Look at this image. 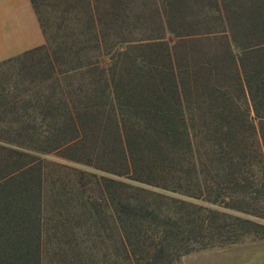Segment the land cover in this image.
<instances>
[{
    "label": "trees",
    "instance_id": "16d2710c",
    "mask_svg": "<svg viewBox=\"0 0 264 264\" xmlns=\"http://www.w3.org/2000/svg\"><path fill=\"white\" fill-rule=\"evenodd\" d=\"M31 3L46 44L0 63V264L264 240V0Z\"/></svg>",
    "mask_w": 264,
    "mask_h": 264
},
{
    "label": "crops",
    "instance_id": "0c3cea01",
    "mask_svg": "<svg viewBox=\"0 0 264 264\" xmlns=\"http://www.w3.org/2000/svg\"><path fill=\"white\" fill-rule=\"evenodd\" d=\"M46 44L38 16L31 0H0V63ZM260 246L240 251L245 257L260 253L264 259V240L254 242ZM236 246L192 252L182 258L183 264H217L238 256Z\"/></svg>",
    "mask_w": 264,
    "mask_h": 264
},
{
    "label": "rangeland",
    "instance_id": "374dc122",
    "mask_svg": "<svg viewBox=\"0 0 264 264\" xmlns=\"http://www.w3.org/2000/svg\"><path fill=\"white\" fill-rule=\"evenodd\" d=\"M42 3H46V4H49L50 0H40ZM52 2H54V0H51ZM39 10H40V13H41V18H42V22L43 24L46 22L47 25L50 26V22H51V18L52 16L54 17V20L57 19L58 17V13L56 12H52L50 8L48 7H45L40 5L39 6ZM46 23L44 25H46ZM46 25V26H47ZM46 32L48 35H55V32L53 30V28H46ZM257 241H260V240H252V239H246L244 240L242 243H238V244H235V248L237 249V258L234 259L233 261H229L227 262L226 259H222L220 260V264H264V259L261 258V254L260 253H256V254H248L246 257L245 255H243V253H240V251H245V250H248V249H251V248H258L260 246L254 244V242H257ZM234 246V245H232ZM228 247H231V246H226L224 248H228ZM57 256L53 255V252L49 251L46 253V257H45V261L43 262V264H58V260H57ZM180 264H183V261L181 259V263ZM217 264H219V261H217Z\"/></svg>",
    "mask_w": 264,
    "mask_h": 264
}]
</instances>
